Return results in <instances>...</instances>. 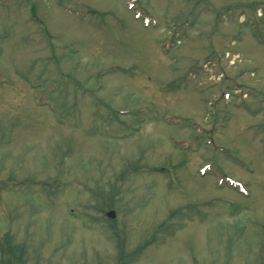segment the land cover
Wrapping results in <instances>:
<instances>
[{"label": "rangeland", "instance_id": "374dc122", "mask_svg": "<svg viewBox=\"0 0 264 264\" xmlns=\"http://www.w3.org/2000/svg\"><path fill=\"white\" fill-rule=\"evenodd\" d=\"M0 264H264V0H0Z\"/></svg>", "mask_w": 264, "mask_h": 264}, {"label": "water", "instance_id": "95a60500", "mask_svg": "<svg viewBox=\"0 0 264 264\" xmlns=\"http://www.w3.org/2000/svg\"><path fill=\"white\" fill-rule=\"evenodd\" d=\"M109 216H110V217H114V216H115V214H114V213H111V214H109Z\"/></svg>", "mask_w": 264, "mask_h": 264}, {"label": "bare ground", "instance_id": "6f19581e", "mask_svg": "<svg viewBox=\"0 0 264 264\" xmlns=\"http://www.w3.org/2000/svg\"><path fill=\"white\" fill-rule=\"evenodd\" d=\"M250 198H252V197H250Z\"/></svg>", "mask_w": 264, "mask_h": 264}]
</instances>
